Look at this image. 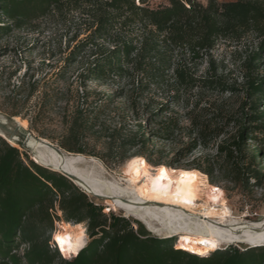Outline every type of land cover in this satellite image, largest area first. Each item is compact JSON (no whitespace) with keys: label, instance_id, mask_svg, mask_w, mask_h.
<instances>
[{"label":"trees","instance_id":"obj_1","mask_svg":"<svg viewBox=\"0 0 264 264\" xmlns=\"http://www.w3.org/2000/svg\"><path fill=\"white\" fill-rule=\"evenodd\" d=\"M150 2L0 0V36L55 11L78 12L84 32L75 33L68 41L63 61L69 66L82 62L79 77L83 88L67 142L60 146L103 163L109 158L112 164H119L135 156L150 161L154 138L168 140L182 126L179 118L171 115L161 117L153 130L151 117L168 112L166 102L161 101L154 110L146 102L142 106L151 113L141 120L139 100L130 95L127 107L135 129L128 127L125 119L117 124L101 119L104 107L87 104L90 92L85 83L125 76L130 87L135 82L138 87L142 79L145 85L158 83L169 74L165 85L167 92L171 91L168 99L173 101H178L179 89L186 87L241 94L236 110L226 112L232 132L214 148L220 160L204 158L203 164L194 168L212 182L217 162L219 171L233 185L244 188L250 180L258 183L264 176L258 163L264 158V0H207L205 4L162 0L152 7ZM220 41L232 47L231 65L239 72V82H229L231 70L223 71L212 57ZM204 62L206 67L200 71ZM137 73L143 78L135 80ZM205 133L206 126L197 128L186 153L200 140L205 143ZM215 134L218 137L222 131ZM4 139L0 137V264H264V245L215 249L207 257L174 249L171 238L141 232V223L135 221V229L134 221L111 209L105 213L102 205L67 177L35 163ZM89 139L101 141L104 153L89 150ZM248 141L256 145L250 147ZM61 221L85 223L88 240L76 254H66L55 240Z\"/></svg>","mask_w":264,"mask_h":264},{"label":"rangeland","instance_id":"obj_2","mask_svg":"<svg viewBox=\"0 0 264 264\" xmlns=\"http://www.w3.org/2000/svg\"><path fill=\"white\" fill-rule=\"evenodd\" d=\"M161 1L151 0L149 6H156ZM197 1L205 4L207 0ZM79 16L78 12L74 11H55L33 23L26 24L22 29H11L6 35L0 36V116H3L7 122H13L14 117L18 118L20 127L17 123H15V127H17L20 135L15 140L16 147L21 152L27 153L29 159L35 163L37 162L32 157V149L19 142L23 139L21 134L26 137L32 135L45 138L63 149L60 145L67 142L66 135L69 123L74 117L75 108L78 100H80L81 95L79 96V94H82L83 87L80 85L81 79L79 77L83 68L82 62H76L69 66L63 61L68 53V41L75 33L84 32V26L79 20ZM83 36L84 34L80 35L79 38ZM231 49L232 47H229L227 43L220 41L212 51V57L217 64L223 67V71L231 70L229 82H233L234 79L239 82V72L234 70L231 65ZM205 67L206 63L204 62L200 71ZM167 75L164 81L160 80L158 83H148L147 85H145V79H142V84L138 87L137 82H135L134 87H130L125 76L109 78L105 82L89 81L85 83L86 90L90 92L87 95V104L95 105L97 103V105L104 107V116L101 115V119H108L111 123L116 124L125 119L127 126L135 129L136 124L128 111L129 107H127V96L130 95L131 99L139 100L141 120L151 113L148 111V107L142 105L148 103L154 110L158 103L166 102L168 112L160 117H151V121L155 123L151 127L153 130H155L156 123L161 117L171 115L177 116L180 127L182 126L168 140L160 138L162 136L154 138V152L150 161H147L143 156H135L119 164H112L109 158L104 163L98 158L107 177L114 175L121 184H124L126 176L135 182H139L146 176L160 177L161 169H164L165 177H173L179 172V169H195L196 165L203 164L204 158L211 161L217 159V153L214 151L215 145L227 133L232 132L233 127L232 124H228L226 112L236 110L241 94L231 95L228 92H216L206 88L186 87L179 89L180 97L178 101H173L168 99L171 91L167 92L168 90H166L168 88L165 85V80L170 76ZM133 78L138 80L143 76L137 73V75L134 74ZM150 82L152 81L150 80ZM141 92H143V96L140 97ZM122 93V97H118L117 94ZM189 117L194 119L195 125L191 124ZM201 125L202 127L203 125L206 126L205 143L203 144L200 140L190 153H186L188 143ZM220 131L222 134L217 137L215 133ZM89 142L87 147L89 150L94 149L97 153H104L105 148L101 141L93 142L89 139ZM248 145L251 147L256 144L248 141ZM219 160L218 158L215 161ZM258 163L259 168L264 171V158L260 159ZM214 166L212 182L209 181L210 178L206 173L198 170L206 174V181L209 186L207 191L218 193L220 198L227 202L235 217L247 221L264 219V176L258 183H253V180H250L248 186L243 188L229 182L219 171L217 162ZM214 189H218V191H214ZM88 197L95 203L102 205L105 213L111 209L115 213L134 221L135 229L137 228L135 221L141 223L106 200L92 197L89 194ZM196 202L201 203V201ZM83 225L85 227V223ZM141 225V232L146 231L157 237H166L160 234L155 235L143 223ZM54 227L56 229V222ZM60 231L59 225L58 233ZM168 238L173 240L174 249L185 250L181 237ZM51 246L53 247L52 243ZM225 247L242 250L251 248L242 243H231L216 249L223 250ZM214 251L215 249L207 252V254H200V256L207 257Z\"/></svg>","mask_w":264,"mask_h":264},{"label":"bare ground","instance_id":"obj_3","mask_svg":"<svg viewBox=\"0 0 264 264\" xmlns=\"http://www.w3.org/2000/svg\"><path fill=\"white\" fill-rule=\"evenodd\" d=\"M0 123L12 130L10 138L1 129L0 136L16 145L18 129L15 123L20 127L18 118L7 122L0 116ZM25 143L32 149V157L38 164L74 175L75 185L87 194L115 205L155 235L181 237L187 251L207 254L231 243L250 247L264 245V219L247 221L233 216L227 202L218 193L207 191L206 174L198 170L179 169L173 177L146 176L139 182L126 176L121 184L114 175H105L104 167L96 157L66 152L45 138L32 135L27 136ZM177 191L181 195L177 196ZM60 228L59 235L71 237L75 248L69 252L66 243L64 249L68 254L78 253L87 243L83 223L61 221ZM201 240H211L216 247L201 244Z\"/></svg>","mask_w":264,"mask_h":264},{"label":"snow or ice","instance_id":"obj_4","mask_svg":"<svg viewBox=\"0 0 264 264\" xmlns=\"http://www.w3.org/2000/svg\"><path fill=\"white\" fill-rule=\"evenodd\" d=\"M133 163H135V162H133ZM160 173H161V175H160V177L158 178V179H164V178H166L165 177V174H164V169H161L160 170ZM184 175H188V174H184ZM153 187L155 188L156 187V185H155V182H154V184H153ZM214 191H218V189H214ZM177 196H179V195H181V193L179 192V191H177ZM77 227H80L79 225L77 226ZM83 234V229H81V235ZM55 240L57 241V243L60 245V247H61V250L63 251L64 250V245L67 243L68 244V251L69 252H72V251H74L75 250V248H74V246L72 245V243H71V237H69V236H64V235H56V237H55ZM199 243H201V244H205V245H211L213 248H215L216 247V244H215V242H213V241H211V240H201V241H199Z\"/></svg>","mask_w":264,"mask_h":264},{"label":"water","instance_id":"obj_5","mask_svg":"<svg viewBox=\"0 0 264 264\" xmlns=\"http://www.w3.org/2000/svg\"><path fill=\"white\" fill-rule=\"evenodd\" d=\"M0 129L2 130V131H4L5 132V134L10 138V136H11V134H10V132H12V130L11 129H8V127H6L5 125H3L2 123H0ZM17 130V129H16ZM18 135H20V133L18 132ZM22 135V137H23V139L21 140V141H19L20 143H22V144H24V145H27L26 143H25V140H26V136L25 135H23V134H21ZM0 137H2V136H0ZM3 139H4V137H2ZM5 140V139H4ZM6 141V140H5ZM7 142V141H6ZM8 143V142H7ZM44 167H46V166H44ZM46 168H48V167H46ZM48 169H50V168H48ZM51 170V169H50ZM51 171H54V170H51ZM54 172H57V171H54ZM57 173H59V174H62V175H64L65 177H67L74 185H75V183H74V180H75V177H74V175H72V174H69V173H67V172H65V171H60V172H57ZM80 188V187H79ZM82 189V188H81ZM84 190V189H83ZM85 191V190H84Z\"/></svg>","mask_w":264,"mask_h":264}]
</instances>
